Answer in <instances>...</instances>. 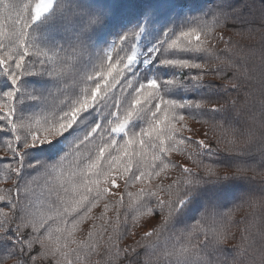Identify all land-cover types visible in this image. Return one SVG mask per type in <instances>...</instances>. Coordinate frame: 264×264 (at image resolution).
<instances>
[{"label":"snow or ice","instance_id":"6c2138e0","mask_svg":"<svg viewBox=\"0 0 264 264\" xmlns=\"http://www.w3.org/2000/svg\"><path fill=\"white\" fill-rule=\"evenodd\" d=\"M9 262L264 264V0H0Z\"/></svg>","mask_w":264,"mask_h":264},{"label":"trees","instance_id":"16d2710c","mask_svg":"<svg viewBox=\"0 0 264 264\" xmlns=\"http://www.w3.org/2000/svg\"><path fill=\"white\" fill-rule=\"evenodd\" d=\"M231 2L232 3H239L240 0H231ZM229 36H231L233 40H241V37L240 36H237V35L234 34V29H233V26L231 24H229L228 29L225 30V38L227 39ZM241 42L242 43H246V44H252V43H254V41H248V40H243ZM218 46L220 48H222L223 47V44L221 43ZM207 79L210 80V81H212L213 83H219V81L214 80V78L212 76H209ZM214 99H220L221 103H223L225 99H228V97L227 96H224L222 94L220 97H214ZM192 127L194 129L200 128L199 125H195V124H193ZM186 135H187V133H186ZM152 223H155V221H152ZM150 226L151 225L149 224L145 228H139V229H137V232L138 233H141V232L147 230V227H150ZM126 242H131V241H126ZM9 264H11V262H9Z\"/></svg>","mask_w":264,"mask_h":264}]
</instances>
